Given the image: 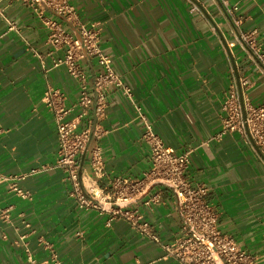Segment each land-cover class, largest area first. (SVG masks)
<instances>
[{"label":"crops","instance_id":"crops-1","mask_svg":"<svg viewBox=\"0 0 264 264\" xmlns=\"http://www.w3.org/2000/svg\"><path fill=\"white\" fill-rule=\"evenodd\" d=\"M190 1L200 14H191L186 0H68L81 24L99 28L101 50L154 133L176 153L192 150L186 176L209 188L219 232L264 264V161L236 133L214 139L232 87L239 99L237 78L248 79L252 105L264 102V76L239 47L228 48L233 41L219 3L237 7L242 30L255 31L264 49V0ZM0 11V175L14 178L55 161V124L42 104L46 88L62 91L71 107L78 86L64 68L51 69L61 52L49 55L47 32L33 11L19 3L0 4ZM83 65L90 79L97 68ZM106 102L99 126L108 133L98 146L107 176L142 179L150 165L142 124L121 91L110 89ZM77 161L85 187L105 184L91 175L86 155ZM12 184L30 196L15 195ZM69 193L58 170L0 182V264H28V254L39 264H53V257L61 264H178L125 222L107 226L106 214L78 209ZM153 194L159 203L138 210L161 243L172 244L180 225L172 196L151 186L142 199Z\"/></svg>","mask_w":264,"mask_h":264},{"label":"built area","instance_id":"built-area-1","mask_svg":"<svg viewBox=\"0 0 264 264\" xmlns=\"http://www.w3.org/2000/svg\"><path fill=\"white\" fill-rule=\"evenodd\" d=\"M186 1L191 14H200L195 3ZM13 3H19L33 11L41 22L47 32L46 43L52 49L49 55L55 51L61 52L59 58L52 60L51 69H65L67 75L77 83L78 98L74 106L66 107L62 91L46 88L42 104L52 114L55 124V161L18 177L7 178L0 175V182L20 181L58 170L70 185L69 196L78 209H92L106 214L107 226L115 221L125 222L130 230L158 246L165 257L178 264H258L256 258L239 247L231 236L219 232L216 226L217 214L206 201L209 188L204 184L192 185L186 176L192 150L176 153L154 133L141 108L134 103L131 90L114 72L110 57L101 50L99 28L93 24H81L76 8L68 0H0V4L4 5ZM219 4L233 41L228 44V48L239 47L264 76V49L257 42L256 32L242 30V21L235 15L236 6L229 7L226 1H220ZM44 11L60 18L62 23L45 17ZM6 23L8 31L17 32L13 22ZM34 56L39 60L43 59L40 55ZM84 62H94L97 68L90 79L85 73ZM238 81L243 107L241 108L238 95L232 87L221 105V130L214 139L219 141L226 134L236 133L254 151L252 141L264 156V102L258 106L252 105L246 95L248 79L243 77ZM112 88L121 91L128 99L134 109L135 119L143 127L141 138L147 148L150 165L142 179L108 177L105 170L98 142L108 132L100 128L99 124L106 116V98ZM74 111L75 115L68 118ZM81 155H86L87 168L93 178L106 181L102 187L83 185L77 161ZM151 186L164 188L172 196L174 210L180 222L172 244H162L154 228L143 219L138 210L139 206L150 208L159 203V194L142 199ZM10 191L21 198L30 196L15 184L10 186ZM27 263L39 264L30 254L27 256ZM53 264L61 263L56 262L53 257Z\"/></svg>","mask_w":264,"mask_h":264},{"label":"water","instance_id":"water-1","mask_svg":"<svg viewBox=\"0 0 264 264\" xmlns=\"http://www.w3.org/2000/svg\"><path fill=\"white\" fill-rule=\"evenodd\" d=\"M230 54V53H229ZM237 80V87H238V90H239V102H240V106H241V108L243 107L242 106V97H241V92H240V88H239V81H238V78L236 79ZM251 144H252V146H253V148H254V150H255V152L262 158V160L264 161V156L263 155H261V153L258 151V149L254 146V144H253V142L251 141Z\"/></svg>","mask_w":264,"mask_h":264}]
</instances>
